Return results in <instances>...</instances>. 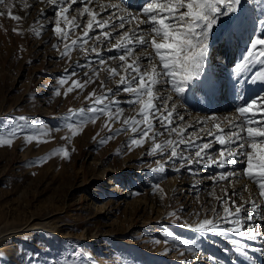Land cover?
<instances>
[{
  "label": "rangeland",
  "instance_id": "374dc122",
  "mask_svg": "<svg viewBox=\"0 0 264 264\" xmlns=\"http://www.w3.org/2000/svg\"><path fill=\"white\" fill-rule=\"evenodd\" d=\"M8 4L19 21L9 16ZM50 21H54L53 10L46 0L0 4V132L16 126L23 129L11 146H0V264H203L209 257L222 264L226 258L221 250H230V236L184 226L213 218L210 209L215 200L212 192L205 199L180 191L177 184L171 186L168 180L173 174L181 182L189 179L176 170L182 162L168 161L167 154L147 155L150 142L129 150L131 134L126 132L100 143L110 134L103 116L84 124L75 136L65 127L69 109L86 110L90 101L85 97L94 89L100 94V80H105L106 73L101 72L83 91L63 95L72 79H85L89 69L80 70L61 88V95H55L65 69L71 72L73 64L87 61L79 49L72 50L70 59L61 58L65 42L53 33ZM92 54L87 59L98 67L97 55ZM104 55L106 59L111 56ZM106 83L116 86L113 81ZM121 106L120 121L110 122L113 130L134 114L133 109ZM21 116L27 119L21 121ZM33 124L35 128L30 127ZM41 126L48 129L41 137L44 142L26 143L25 134L39 133ZM64 147L70 158L52 155L40 163ZM161 164L167 165L164 172L153 170ZM166 232L176 239L166 237ZM99 233L105 236L97 242L93 235ZM235 253L231 250L226 256L234 259Z\"/></svg>",
  "mask_w": 264,
  "mask_h": 264
},
{
  "label": "snow or ice",
  "instance_id": "6c2138e0",
  "mask_svg": "<svg viewBox=\"0 0 264 264\" xmlns=\"http://www.w3.org/2000/svg\"><path fill=\"white\" fill-rule=\"evenodd\" d=\"M46 2L53 10L54 21L49 22L52 31L59 40L65 42L61 58L70 59L72 50L79 49L87 61L85 64H73L71 72L65 69L57 80L55 95H61V88L80 70L89 69L84 73L85 79H72L71 86L63 91V95L67 96L75 89L83 91L89 83L99 79L101 72L106 73L105 80H100V94L94 89L85 97L90 101V106L86 110L69 109L65 115V127L71 135H77L83 130L84 124L89 121L95 123L103 116L107 118L104 126L110 134L102 138L100 143H106L113 135L126 132L131 134L129 150L150 142L147 155L167 154L168 161L182 162L181 167H187L190 174H197L191 168L192 164L221 169L219 175L213 177V183L218 185L227 182L232 189L231 195L228 187H224L220 189L221 195L216 196L214 188L211 195L215 204L210 209L213 218H205L194 226H184L194 227L200 233H233L248 240L264 237V95L248 97L238 93L241 103L235 107L233 117H225L223 121L216 116L205 117L195 122L199 125L196 127L186 124L185 117L176 110L177 105L170 103L173 95L169 91H160V86H168L171 93L182 95L193 81L204 83L200 77L205 70L209 35L222 17L237 13L242 0H141L137 5V13L127 12L120 4L103 3L101 0ZM0 4H4V0H0ZM77 5L80 7H74ZM6 7L9 16L19 21L20 17L11 13L12 5ZM23 7L28 8L30 5L24 4ZM71 11H75L76 15L70 16ZM118 12L124 14L118 15ZM41 15H46L44 10H41ZM260 23V34L250 39L241 61L235 65L237 75L251 64L264 65V21ZM77 29L82 30L81 34L70 40ZM35 34L39 35L40 32ZM113 39L115 43H112ZM89 41L92 43L89 44ZM105 44L110 45L108 51L116 50L119 55L105 60L100 56L99 48ZM54 47L58 48V45ZM141 48L151 51L136 55ZM90 53L99 57L95 61L98 67H92L93 61L87 59ZM109 61L118 63L111 66ZM142 61L147 63L142 66ZM252 80L264 81V68ZM106 81H113L115 88L108 87ZM121 94H127L128 98L120 100L118 97ZM121 105L133 109L134 114L124 118L121 127L113 130L111 123L120 121L124 113ZM19 119L24 121L27 118L21 116ZM209 122L210 127L207 126ZM30 127L35 128L36 125ZM22 132L19 126L0 132V146H11ZM47 134L48 129L41 126L39 133H26L25 142H44L41 137ZM165 136L167 138L158 140ZM66 139L70 140L71 137ZM206 139L207 142H204ZM213 149H216L217 154H210ZM58 154L70 158L66 147L57 148L41 158L40 163ZM225 169L228 170L223 171ZM153 170L164 172L165 167L161 164ZM240 178L251 180L257 191L251 192L248 185H242L237 190L233 181ZM244 192L249 194L247 199ZM237 200L240 202L237 203ZM165 236L176 239L168 232ZM231 242L238 252L244 251L240 239Z\"/></svg>",
  "mask_w": 264,
  "mask_h": 264
},
{
  "label": "bare ground",
  "instance_id": "6f19581e",
  "mask_svg": "<svg viewBox=\"0 0 264 264\" xmlns=\"http://www.w3.org/2000/svg\"><path fill=\"white\" fill-rule=\"evenodd\" d=\"M245 1L247 2L248 6H249V12L252 14V19L254 21H257V23H258V32H261V23L260 22L264 21V20H263L262 16L259 13H257L255 10L256 7H255L254 3L257 4V2H255L254 0H245ZM101 2H103V3H109V2L117 3V4H120L121 8L127 9V12H132V13L138 12L132 8L125 7L124 5H122L120 0H101ZM74 7L79 8L80 6L77 5ZM47 8L48 7H46V9ZM117 14L123 15L124 13L118 12ZM238 16H239V13L237 11V13L234 15L222 17L220 19V22L215 26L214 29H219L220 26L227 28V29H232L233 24H234V20L237 19ZM127 27H128V25L125 26L126 29H127ZM80 34H81V31H80L79 35ZM90 35H95V33H90ZM220 38H221V32L215 37V39H214L215 43L218 42L220 40ZM115 42H116V40L113 39L112 43H115ZM247 47H248L247 44H245L243 51L241 52V55L245 54ZM99 48H100V56H102L105 60H109V59H106L104 57L105 56L104 52H106L107 54H111V56H109V57L119 55V53L116 50L108 51V48H110L109 44L100 45ZM145 51H151V49H143V48L138 49L136 52V55H141ZM95 55L96 54L93 53L90 56H95ZM97 59H98V57H97ZM109 63L113 66H116L118 61H109ZM146 63H147V61H142V66L145 65ZM211 66H212L211 71L212 70L216 71L214 74H211V76L217 80V83L219 82L220 79L227 78L224 75L226 73H220V72H218V70L216 68H214V67H216V63L212 62ZM262 68H264V65H261L259 63L251 64V65H249V67L247 69L243 70L242 76L239 77L238 80H236V78H232L231 80H229L232 83V85L235 87V90L232 91V93H231V97H224L223 99L221 97L217 98L216 96H214L213 98H210V99L204 97L199 101V104L196 103L197 105H195V102L192 101V98H193V96L201 97L203 95L202 88L209 89L207 87L206 83H202L198 89H195L193 86H190L189 88H187V90L181 96V100L184 102V105L179 101V99H177L175 93L170 92V90L168 89L167 86H160V91H162V92L163 91H169V94L173 95V101L170 103H175L177 105L176 110L179 113V115H182L185 117V123L186 124H193L196 127H199V125H196L195 122L197 120L204 119L205 117L216 116L219 118L220 121H223L225 117H229V118L233 117L235 115V107L241 103V101L238 99V93H243V94L247 95L248 97H254L257 94L264 95V81H261V80L253 81L252 80V77L256 73L260 72ZM193 83L197 84L196 81H193ZM213 99H214L215 103L213 102ZM230 105L234 107V111L220 112L222 109H225L226 107H228ZM190 107H193L194 109L189 110ZM198 107H199V109L201 108L203 112H208L211 110V111H213V113L212 114H203V113H200V110L195 111V109ZM187 115H190L188 117L189 120H186ZM207 126L210 127L211 122H209V124ZM193 130L194 129L189 130V131H193ZM161 138H164V137H161ZM208 139H210V138H208ZM204 142H207V139L204 140ZM215 150L216 149H213L210 152V154H213L214 152L216 153ZM165 167H167V165ZM177 167L178 168H176V170H179L180 173H184V175L186 173L185 176L189 179L186 180L185 182H181L180 178L176 177V174H177L176 173V174H173L172 176H170L168 181L171 182V186L173 184H177L178 186H180L179 187L180 191H182L184 193L185 192H189V193L193 192V195L194 194H196V195L200 194L202 197L206 196L205 199H209L208 193L213 192L214 188H215V192H217L216 196H219V195H221L220 189L224 188V187H228L229 195H231L232 189L228 185L227 182H221L218 185H214V183H213V177L219 175L220 171H222V170H219L216 167H207L204 164H192L191 168L194 169L197 173V174L193 175V174L189 173L187 167H181V165H178ZM212 168H216L217 170H214L212 172L211 171ZM227 170L228 169H225L223 171H227ZM115 174H116V172H114V175ZM248 180L249 179H247V178H240V179L234 180L233 183L235 184V188L237 190H240L242 185H248L250 191L255 193L257 191L256 186L254 184L250 183ZM169 186H170V184H169ZM199 192H201V193H199ZM243 195H244L245 199H247L249 194H248V192H244ZM187 196H188V194H187ZM239 202L240 201L237 200V203H239ZM214 204H215V201H214ZM25 228L28 229V227H26V226L22 227V229H25ZM93 236H94V239H96V241L99 242V241L104 239L105 233H99L98 235L95 234ZM215 236H217V235L215 234ZM220 236L221 237L222 236H227V237L230 236V237H228L230 241H232L233 239H240L242 242L241 246L244 248V251L241 253H247L242 262L244 264H258V262L256 260V255L260 254V253H264V237H260V238H257L254 240V243H255L254 254H252V253H248V245H247L248 239L246 237H237L233 233H229L227 235H220ZM220 236H219V238H220ZM260 239H262V240H260ZM224 242H226V241H224ZM227 243L233 244L232 242H227ZM236 251H237L236 248H234L233 252H236ZM251 255H254V257H251ZM209 261H207V262L205 261V263H203V264H221L219 262V260H217L215 258L212 260L211 257H209ZM222 264H224V263H222Z\"/></svg>",
  "mask_w": 264,
  "mask_h": 264
}]
</instances>
